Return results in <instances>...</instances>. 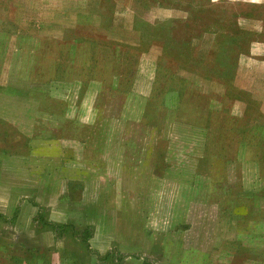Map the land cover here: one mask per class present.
<instances>
[{"label": "rangeland", "instance_id": "obj_1", "mask_svg": "<svg viewBox=\"0 0 264 264\" xmlns=\"http://www.w3.org/2000/svg\"><path fill=\"white\" fill-rule=\"evenodd\" d=\"M0 264H264V0H0Z\"/></svg>", "mask_w": 264, "mask_h": 264}]
</instances>
